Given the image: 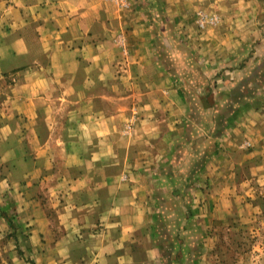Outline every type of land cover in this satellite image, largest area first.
<instances>
[{
    "label": "crops",
    "instance_id": "1",
    "mask_svg": "<svg viewBox=\"0 0 264 264\" xmlns=\"http://www.w3.org/2000/svg\"><path fill=\"white\" fill-rule=\"evenodd\" d=\"M244 22L264 0H0V264H206L235 170L264 177Z\"/></svg>",
    "mask_w": 264,
    "mask_h": 264
},
{
    "label": "rangeland",
    "instance_id": "2",
    "mask_svg": "<svg viewBox=\"0 0 264 264\" xmlns=\"http://www.w3.org/2000/svg\"><path fill=\"white\" fill-rule=\"evenodd\" d=\"M196 15V25L201 30L215 28L221 22L220 16L215 13H206L207 21L199 20L198 12ZM204 23L206 25L200 27ZM236 28L237 34L247 41L245 50L248 55L263 38L264 24L249 25L244 22ZM249 59L244 57L241 61ZM243 146L249 148L248 142H244ZM207 150L212 149L209 147ZM208 159H212V153ZM250 173L249 166L243 163L235 170L234 183H229L232 188L227 186L235 195L228 205L229 213L215 221L208 234H202L207 244L206 264H264V177Z\"/></svg>",
    "mask_w": 264,
    "mask_h": 264
},
{
    "label": "built area",
    "instance_id": "3",
    "mask_svg": "<svg viewBox=\"0 0 264 264\" xmlns=\"http://www.w3.org/2000/svg\"><path fill=\"white\" fill-rule=\"evenodd\" d=\"M110 1L118 3L122 7H127V0H110ZM202 20H204V19H202ZM129 129H130V126H127V130H129Z\"/></svg>",
    "mask_w": 264,
    "mask_h": 264
}]
</instances>
